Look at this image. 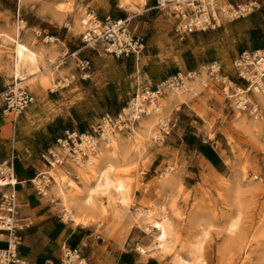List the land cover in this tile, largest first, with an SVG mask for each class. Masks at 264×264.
<instances>
[{"label": "rangeland", "instance_id": "obj_1", "mask_svg": "<svg viewBox=\"0 0 264 264\" xmlns=\"http://www.w3.org/2000/svg\"><path fill=\"white\" fill-rule=\"evenodd\" d=\"M132 1L131 13L122 0H0V92L18 83L11 74L10 41L17 26L21 41L42 56L43 73L26 70L27 81L20 84L35 97L26 110L32 121L28 139L37 142L36 132L50 130L49 144L39 140L44 149L64 129L89 130L105 111L118 113L138 90L188 69L202 70L207 80L205 64L220 60L229 71L236 53L264 46V0L252 15L183 41L174 33L171 9H159L157 0ZM91 11L100 18H130L132 30L146 44L143 53L118 60L86 49L82 35L87 27L76 22ZM86 57L93 66L83 78L78 62ZM197 85L196 92L179 93L184 99L169 91L163 95L164 122L155 132L138 123L133 133L113 138L120 153L109 158L112 175L126 183L130 200L123 204L111 192L112 202L99 193L97 203L107 211H92L90 225H76L79 235L93 234L91 244L88 239L78 246L94 263L112 257L115 264H180V258L200 257V264H264V102L251 96L260 106L255 117L238 110L213 81L208 87ZM103 144L114 148L111 142ZM77 170H71L74 179ZM75 181L85 199L84 184ZM53 186L45 198L64 215ZM161 208L172 225L171 250L165 252L158 247V230L150 231L145 220L148 212ZM1 248L5 245L0 243Z\"/></svg>", "mask_w": 264, "mask_h": 264}, {"label": "built area", "instance_id": "obj_2", "mask_svg": "<svg viewBox=\"0 0 264 264\" xmlns=\"http://www.w3.org/2000/svg\"><path fill=\"white\" fill-rule=\"evenodd\" d=\"M228 2L230 0H227ZM259 0L236 1L225 4L223 0H157L159 9H171L176 20L174 33L183 41L196 32L216 30L225 22L252 15L261 7ZM86 49L96 55H107L115 59L137 57L146 48L143 39L137 37L130 26V18L98 17L94 11L87 14V29L82 35ZM232 68L227 71L220 60L202 66V70L179 71L162 84L138 90L118 113L105 111L95 127L89 130L64 129L54 141L42 149L39 159L44 169L29 180L39 197H46L47 188L55 183L51 171L57 168L68 173L75 167L85 169L93 163L99 153L101 142H108L117 134H131L140 119L149 112H156L166 92L173 94L189 90L190 82L198 81L208 87L213 81L228 99H233L238 110L258 116L259 104L253 94H264V46L250 48L232 57ZM93 66L91 57L80 59L78 67L87 78ZM35 102V97L18 83L7 86L0 92V113L18 120ZM133 133V132H132ZM15 148L10 156L0 162V234L6 237L7 248L0 249V264H26L20 247L33 223L22 213L20 188L22 181L17 175ZM70 171V172H69ZM62 220L73 222L66 214ZM59 264H95L80 247L64 242L61 246Z\"/></svg>", "mask_w": 264, "mask_h": 264}, {"label": "bare ground", "instance_id": "obj_3", "mask_svg": "<svg viewBox=\"0 0 264 264\" xmlns=\"http://www.w3.org/2000/svg\"><path fill=\"white\" fill-rule=\"evenodd\" d=\"M23 1L26 0H21V2ZM122 1H123L122 6L123 7L125 6L132 13V9L135 7L133 1L132 0H122ZM76 24L81 29L85 28L87 27V19L85 20L83 19L80 22V18H77ZM20 29L21 27L17 26L16 29L17 36L14 39L10 40L13 43V57H14L11 74L13 73V76L15 80L18 82V85L23 84L25 81H27V79L24 78V73L26 72V70H29L30 72L33 73H38V72L43 73L41 53L36 51L35 49L30 48L21 41ZM45 80L49 83H52V79L49 76H47ZM198 80L199 79L190 82L189 90H191L192 92H196L195 89L198 86L197 84H199ZM55 89H57V87ZM256 95H259L258 98H261V100L264 102V94H256ZM176 97L177 98L181 97V99H184L182 94H179ZM162 122H164L163 113L161 111V108L158 107L156 112H149V114L146 117L140 119L139 124H140V128L144 129V131L153 133L156 131L155 127ZM154 135L157 138L160 137V134L158 132L155 133ZM108 142H111V144L114 145L113 150H111L112 152L107 147L108 145L105 144L101 145V147L99 148L100 149L99 153L97 157L93 160V163L90 166H87L85 169L79 168L80 170H77L76 172L77 178L75 179H80L81 183L84 184L85 191L88 192V195L86 196L85 199L83 198L84 196L82 197L81 192L79 190L82 188L80 187L79 183H77V181H75V179L71 177L70 171H69L70 173H68L67 170L64 171L61 169L58 171L51 172V174H53L56 180L54 186L52 187V190H54V192L58 196V199H60L59 205L63 207L66 216L69 217V219H71L74 222V224L77 226L83 227L91 224L93 218H91L90 212L97 211L98 209H102L105 212L107 211L106 207L100 208L99 204L97 203L96 196L99 193L100 194L102 193L110 201L113 202L111 192H115L118 196H120L123 204L129 203L130 194H128L129 196L128 197L127 185L124 181H122L119 178L117 179L112 175V170L114 169V165L109 162L110 157L118 154L119 144L118 142H116V139H111ZM67 184L69 187H71L69 190L67 189L66 186ZM163 210H164L163 208H161L160 210H155V209L151 210L150 212L147 213L148 216L146 217L145 220L149 224L148 229L150 231L152 229L158 230V234L156 237L158 242V247L165 252L171 250L170 240L172 236V225L169 218L166 215V212H162ZM179 260H180V264H200V257H197L196 260L194 259L195 261H187L182 258H180Z\"/></svg>", "mask_w": 264, "mask_h": 264}, {"label": "crops", "instance_id": "obj_4", "mask_svg": "<svg viewBox=\"0 0 264 264\" xmlns=\"http://www.w3.org/2000/svg\"><path fill=\"white\" fill-rule=\"evenodd\" d=\"M31 122L26 111L18 120L0 113V162L10 156L15 148L17 175L23 182L19 195L22 213L33 223L20 247L21 256L26 264H59L64 242L80 247L78 245L83 244L84 240L90 239L88 243L91 244L93 234L79 235L76 225L64 222L60 211L45 197H39L30 184L29 180L44 169L43 162L39 159L43 149L39 140L42 145H46L52 139V132L43 128L35 133L39 138L37 142L28 139ZM0 243L5 245L4 249L7 248L6 237L1 234ZM100 264H115V260L106 257Z\"/></svg>", "mask_w": 264, "mask_h": 264}, {"label": "trees", "instance_id": "obj_5", "mask_svg": "<svg viewBox=\"0 0 264 264\" xmlns=\"http://www.w3.org/2000/svg\"><path fill=\"white\" fill-rule=\"evenodd\" d=\"M202 151L207 156V158L212 161L213 164H216V161L211 157L209 151H207L206 149H202Z\"/></svg>", "mask_w": 264, "mask_h": 264}]
</instances>
